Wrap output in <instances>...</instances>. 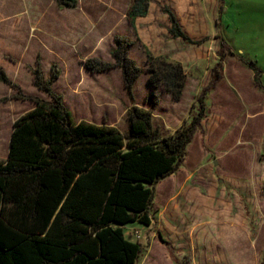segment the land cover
<instances>
[{"label": "trees", "instance_id": "trees-1", "mask_svg": "<svg viewBox=\"0 0 264 264\" xmlns=\"http://www.w3.org/2000/svg\"><path fill=\"white\" fill-rule=\"evenodd\" d=\"M55 1L60 7L77 6V0ZM152 2L134 0L127 20L134 24L145 17ZM161 11L171 39L201 46L204 38H190L172 10L163 5ZM113 43L109 55L132 103L125 113L126 134L107 125L73 123L63 97L51 88L57 74L46 80L40 66L32 70L34 87L51 98L45 102L22 94L0 67V83L13 88L17 99L35 103L14 122L8 158L0 160V264H136L141 256L140 242L128 241L123 226L150 225L154 186L181 167L206 115L210 83L222 78L221 63L230 52L217 53L216 78L202 88L189 120L168 133L155 124L150 109L134 104L135 84L144 70L129 56L132 42L115 36ZM146 54L154 97L163 87L179 102L188 74L177 62ZM84 65L94 73L112 67L97 58Z\"/></svg>", "mask_w": 264, "mask_h": 264}, {"label": "rangeland", "instance_id": "rangeland-1", "mask_svg": "<svg viewBox=\"0 0 264 264\" xmlns=\"http://www.w3.org/2000/svg\"><path fill=\"white\" fill-rule=\"evenodd\" d=\"M174 1L175 5L177 3V6L180 7V0ZM133 3L134 0H77L75 8H66L60 7L55 0H0V67L11 83L21 89L22 94L45 102H51V98L34 87L32 70L37 65L40 66L46 80L57 74L51 83V88L66 100L67 107L73 111L71 114L73 123H76V120L80 118L83 119V122L97 126H101L103 123L107 125L116 123L122 134L128 132V121L124 110L130 106V103L124 92L121 70L109 55V51L114 48L113 38L115 36H125L130 41L135 40V42L131 41L132 45L129 47L128 53L144 70L135 87L137 103H141L149 92L146 53H150L155 58L167 54L168 57L180 62L177 63L183 67L190 79H200L203 84L206 78H216V72L219 69L217 53L220 50L221 52L225 51L226 54L230 52L231 54L225 55V59H230L224 64L226 75L229 76V70L233 69L234 65L236 69L239 66L255 67L260 74L256 83L264 91V0H218L221 10H217L215 14L212 11H203L204 17L199 18L203 20V23L198 27L200 30L196 28V23H193V20L186 22L188 17L183 18L182 15L179 18L183 22L186 34L194 40L204 38L200 47L186 45L188 48H182L181 43L174 45L169 43L174 39L169 38L165 29L159 34H154V39L144 37L143 31L151 30L146 28L145 24L149 22V15L144 21L140 20L142 24L140 21H136L137 24L134 25L125 16ZM201 5L204 10V0ZM152 18L150 17V19ZM195 19L197 20V18ZM157 22L161 23V20L158 19ZM137 33L141 39L149 40V47H142L136 39L135 34ZM146 34L152 38L150 33ZM152 41H155V44ZM162 41H164L163 44ZM147 50L148 52H146ZM195 57L204 59L195 63L193 61ZM91 58L101 59L103 62L112 64V67L99 73L91 72L84 65V62ZM215 82L219 81L216 79ZM79 87V96L75 97L77 93L74 90L78 91ZM193 89L194 86L191 83L187 89V98L178 107L185 115L192 109L193 103L190 104L192 102L190 96ZM100 91H109V93H102L101 96H98ZM15 93L13 88L0 83V115H3L5 111H18L13 116L9 115L10 119L16 121L32 111L35 103L22 98L17 99ZM99 99L103 104H108L107 107H102L103 104H99ZM110 100L113 105H110ZM156 100L157 97L155 98L153 95L148 100V105L152 106V102H156ZM94 102L98 107L93 106L96 105ZM163 104L164 106L173 105L171 102H163ZM103 117L104 120H102ZM157 120L159 119H154L155 124L158 123ZM167 131L170 133L172 130ZM261 136H263L262 133ZM261 161L263 163L264 160L261 159ZM231 179L237 178L231 177ZM212 180L214 181V196L208 197L209 191H207L206 201H209L214 207L208 208L207 211L210 212L206 217L210 219L217 217L216 221H220V218H225L229 214L230 217L237 218L242 212L236 205L239 199L236 195L238 192L230 193L232 188L237 189L236 183L232 182L233 186L229 188L227 180L223 177ZM219 180L222 181V184H219ZM221 186L227 188V196L223 194L224 190ZM255 187L251 185V192L250 194L248 192L247 195L258 197V193H254V190L258 192ZM262 198L263 201L264 194H262ZM186 200L188 197L185 194L181 203ZM200 200H205V198H200ZM153 201L155 204L156 198ZM228 202L232 203L231 209L222 207L224 203ZM153 207L154 205H152ZM186 210L189 213L192 212V210ZM253 211L256 212L257 219L255 218L256 224L251 229H254L253 234H258V240L256 239V242L251 240L255 246L251 249L252 254L246 251L238 256H224L225 251L215 250L219 249L221 244L216 238L223 234L226 227L219 222L214 225H199L201 231L197 232V228H195L191 234L188 232L186 235L178 237L171 234L164 235L169 246L154 239L152 247L163 251L166 249L168 257H170V260L167 259L165 251L164 255L156 260L159 261L157 264H260L263 251L262 248H259L261 245L259 232L261 228L264 231V201L260 209H253ZM172 212L175 211L168 209V213ZM185 220L187 221L188 218L185 217ZM189 221L191 220L189 219ZM132 226L133 224L123 226V233L128 241L136 243L138 240L133 235H129ZM234 228L239 230L237 224ZM141 233L143 231H140ZM246 234H252L248 227H246ZM140 243L142 242L140 241ZM142 258L141 255L136 264H140Z\"/></svg>", "mask_w": 264, "mask_h": 264}, {"label": "crops", "instance_id": "crops-1", "mask_svg": "<svg viewBox=\"0 0 264 264\" xmlns=\"http://www.w3.org/2000/svg\"><path fill=\"white\" fill-rule=\"evenodd\" d=\"M202 2L203 0H180V7H178L177 3L175 5L174 0H155V2L149 5L147 15L143 18H136L134 24H137L136 21H144L149 15V22L144 23L147 25L146 28L151 30L143 31L144 37L154 39V34H159L164 29L167 32L169 23L167 16L161 11V6L165 5L173 11L181 25L183 22H181L179 17L183 15V18H185V16L188 17L186 22L193 20V23H196V28H198L200 27L199 25L203 23V20L199 19L204 17L203 11H212V13L215 14L217 10H221V7L219 8L218 5V0H204V10L201 5ZM154 16L158 17L155 18ZM150 17L153 18L150 19ZM195 18H197V20ZM158 19L161 20V23L157 22ZM154 21L156 22L154 23ZM198 29L200 30V28ZM137 30L139 31V27ZM146 33H150L152 38ZM135 35L137 41L141 43L143 48L146 46L149 47V40H146V38L141 39L139 33ZM131 41L135 42V40ZM171 41L172 42L169 43L173 45L181 43L182 48H188L181 40ZM154 42L155 41H152L153 44H155ZM163 42L164 41H162V44ZM191 48L192 47H190V49ZM146 52H148V50ZM159 56L167 58L170 62H179L168 57L167 54ZM201 59L203 60L204 58L195 57L193 61L197 63L198 60ZM227 60L230 59L224 58L222 60V78L218 80L219 82L211 84L209 82L210 78H206L204 83L201 84L202 81L200 79H190L187 77L186 86L179 102H174L163 87H159L156 91L157 103L154 101L152 102V106L148 105V100L153 97L154 92L153 89L148 86L149 92L144 96L141 103H137L135 101L136 88H134V104L139 107L150 109L153 119H159L157 120L159 123H157V125L164 128L166 132L170 129L172 130L171 132H173L184 122L189 120V116L192 112L191 109V111H188L187 115H185L178 108L187 98L188 86L191 83L194 86L190 96L192 101L190 104L192 105L193 103V107L195 106V99L202 88L209 85V83L211 85L205 99L206 115L202 119L200 130L195 133L191 143L186 149V155L181 167L174 174L155 185L154 199L156 198V203L153 204L154 207L151 209L150 225L144 227L133 224L129 231V235H133L134 237L135 233H137L139 237L138 239L135 238L139 242H142L140 244L143 258L140 264H157L159 261L156 260L161 258L165 251L167 259L170 260L166 249L163 251L152 247L154 239L169 246V242L165 240V236L171 234L178 237L186 235L188 232L191 234L195 228H197V232H199L201 231L199 225H214L220 222L222 225L226 226L223 234L216 238L221 244L219 245V249H215L217 251H225L226 253L224 256H238L246 251L252 254L251 249L255 247L253 242H256V239L258 240V234H253L254 229H251V227L254 228L253 226L256 224L257 219L256 212H254L253 209H260L264 201H262V194H264V161L263 163L261 161V159L264 160V91H262L256 83L257 79L260 78V74L255 67L239 66L238 69H236L234 65L233 69L231 68L229 70V76H227L224 66ZM232 60L231 62L233 63L234 61ZM32 77H30L31 80ZM189 80L192 81L188 82ZM137 83L138 80L135 87L138 85ZM76 90L77 89L74 90L77 93L75 97L79 96L80 87L78 91ZM102 93H109V91H100V95L98 96H101ZM93 96L96 98L98 97L97 95ZM63 102L67 107L66 100L63 99ZM163 102H171L173 105L164 106ZM94 103L96 105L93 106L98 107L97 103ZM129 103L130 106L124 110V113L132 106L130 101ZM99 104H103L101 99H99ZM106 105L108 104L105 103L102 107H107ZM110 105H113V102ZM67 109L70 114H73V111H70L68 107ZM17 112L18 111L15 112L14 110H10L0 115V160L2 161H6L8 158L9 141L14 129L13 124L15 120L10 119V116L17 114ZM102 120H104V117ZM76 121V123H79L83 121V119L80 118ZM102 125L107 124L103 123ZM107 126L114 127L118 130L116 123ZM261 133L263 136H261ZM208 166L210 167L208 168ZM234 170L236 171L234 172ZM221 177L227 180V187L229 188H232V182L236 183L237 189L232 188L230 193L233 194L238 192L236 195H238L239 199L236 205L242 212L237 218L230 217L228 214L227 217H222L220 221H216L217 217L214 219L206 217L210 212L207 211L208 208L214 207L213 204L206 201V194L207 191H209L208 197L214 196V181L212 179L217 180ZM231 177H236L237 179H231ZM219 184H222L221 180H219ZM251 185L256 186L255 188L258 189V192L254 190V193H258V197L247 195L248 192V194L251 192ZM221 187L224 190L223 194L227 196V188L225 186ZM185 194L188 200L184 201V205V202L181 203V200ZM200 198H205V200H200ZM196 200L199 201L197 202ZM231 205L232 203L228 202L224 203L222 207L231 209ZM168 209L176 213H168ZM186 209L192 210V212L189 213ZM185 217L188 218L187 221ZM189 219L191 221H189ZM235 224H237L239 230L234 228ZM246 227H248V230L250 229V233L252 234H246ZM140 231H143V233L140 234ZM259 234L261 245L259 246L257 243L256 246H259V248H262V251H264V231H262V228ZM184 239L186 240V237H184ZM245 242L247 243L245 244ZM230 250L232 251L231 253Z\"/></svg>", "mask_w": 264, "mask_h": 264}, {"label": "built area", "instance_id": "built-area-1", "mask_svg": "<svg viewBox=\"0 0 264 264\" xmlns=\"http://www.w3.org/2000/svg\"><path fill=\"white\" fill-rule=\"evenodd\" d=\"M135 237L138 239L139 235L137 233H135Z\"/></svg>", "mask_w": 264, "mask_h": 264}]
</instances>
